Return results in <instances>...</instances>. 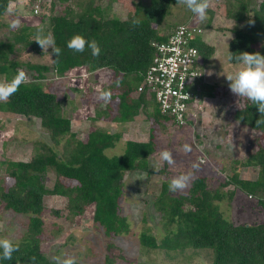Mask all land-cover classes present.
<instances>
[{"label": "trees", "instance_id": "1", "mask_svg": "<svg viewBox=\"0 0 264 264\" xmlns=\"http://www.w3.org/2000/svg\"><path fill=\"white\" fill-rule=\"evenodd\" d=\"M11 1L0 0V29L5 26L2 17L6 15ZM109 1L106 6H101L95 0H50L46 4L45 0H35L28 10L34 14V7L38 6V14L42 6L39 23H22L10 30L9 40L0 41V79L11 80L19 70H23L28 77L8 102H0V112L17 114L28 121L38 119L40 127L49 137L47 142L40 139L31 143L33 153L27 160H0V204L4 212L27 217L22 239L12 240L19 242V251L13 253L12 260L0 259V264H55L53 258L41 251V245L46 240L43 215L49 214L44 203L46 196L66 199L62 209L50 210L52 215L73 223L89 205H93V224L105 236L115 237L130 231V224L120 206L123 180L127 171H141L146 175L153 172L149 159L155 151L154 135L149 133L147 141L129 139L122 154L108 156L105 150L114 146L123 132L94 126L83 139L73 127L70 114L62 106L59 93L43 89L40 84V81L48 79L50 72H54L56 78L64 79L67 71L77 67H84L87 73L108 69L112 72L111 81L101 90H110L111 99L106 105L104 101L95 106V114L90 117L92 121L106 120L125 125L144 113L147 120L153 123L173 122L171 117L161 113L150 87L145 86L141 92L138 87L153 65L157 45L167 42L177 26L187 24H171L168 21L176 0H149L148 5L132 1L133 11L126 19L109 15L115 0ZM233 1L228 4L226 13L239 25L233 30L228 51L233 55L241 51L264 55V0ZM133 18L140 20L138 26L132 25ZM44 23L45 32L54 35L56 45L62 50L59 57L52 55L51 62L47 64L22 57V53L39 50L40 46L33 39L37 34V25ZM210 25L209 18L205 24L195 25V30L200 31L194 32L188 40V46L198 51L196 67L199 66L201 71V76L192 80L191 90L199 95L201 101L205 97L215 98L218 87L210 86L204 79V70L215 52V47L203 38V28H210ZM74 34L97 41L100 55L93 57L87 47L82 53L70 50L67 41ZM117 80L120 81L119 86L116 85ZM225 98L226 117L232 123L247 127L255 145L254 152H249L239 163L257 167V177L253 180L241 179L234 172L231 182L226 181L223 185L233 183L237 189L254 196L264 211V146L261 143L264 124H255L259 113L250 101L235 95ZM199 114L185 125L173 123L178 127L200 124L202 115ZM195 134L200 141L201 137L197 132ZM49 172L54 175L51 185L46 181ZM156 172L163 178L152 206L159 215L157 222L161 233L156 228L155 232L144 228L138 238L142 247L163 250L172 259L182 256L187 250H205L211 255L208 264H264V222L235 223L224 216L219 202L226 194L219 189L210 190L203 174L191 180L187 191L172 192L168 188L170 171L167 167H160ZM5 178L12 179L11 185H6ZM52 224L56 231L63 228L59 222ZM71 238V234L67 236V243ZM117 247L110 242L100 264H115L113 257L116 256L124 258L115 254ZM76 253L78 255L73 256L78 264H92L84 259V252ZM31 257L36 258L34 262ZM136 263L144 262L137 259Z\"/></svg>", "mask_w": 264, "mask_h": 264}, {"label": "rangeland", "instance_id": "2", "mask_svg": "<svg viewBox=\"0 0 264 264\" xmlns=\"http://www.w3.org/2000/svg\"><path fill=\"white\" fill-rule=\"evenodd\" d=\"M49 1L43 0L44 4ZM132 1L143 5L149 3V0H115L110 6L109 15L126 19L129 12L133 11ZM34 2L35 0H12L9 3L6 15L2 17L5 26L0 29V41L10 39V30L17 27L13 26L15 21H19V25L39 23L42 6L36 15L29 13L28 10ZM95 2L101 6L110 3L109 0H95ZM233 2V0H209L207 18L202 22L178 3L172 6L171 15L168 17L171 24L186 22L191 26L205 24L206 20L210 19L211 27L203 28V38L215 47V52L204 70V79L210 86L218 85V87L215 98H203L200 124L178 127L172 121L153 123L147 120L144 113L138 114L134 120L125 125L106 120L92 121L90 117L95 114V106L104 102L99 98V91L111 81L112 72L108 69L87 73L84 67H77L67 71L64 79L56 78L54 72H50L48 79L40 81L43 89L59 93L62 106L70 114L73 127L83 139L94 126L123 132L121 139L105 150L106 155L122 154L127 140L147 141L149 133L154 135L156 142L155 151L149 159V166L153 172L146 175L141 171H127L123 180L120 206L122 214L127 217L130 224L129 233L115 237H108L101 233L92 221L93 205H89L85 213L76 217L73 223L64 217L52 215L50 210L62 209L66 199L53 195L45 197L44 203L49 214L43 215L46 220L44 227L46 240L41 245V251L50 258L77 256L76 252L81 251L86 254L84 259L88 263L100 264L106 254L107 245L112 242L118 246L115 254H121L124 257L122 259L113 257L116 260L115 264H137V259L144 262L143 264H208L211 255L205 250H187L182 256L172 259L163 250H146L138 241L140 232L146 227L152 232H155L156 228V231L160 230L161 233L157 222L159 215L154 211L152 201L160 189L163 178V175L156 170L165 166L170 171V179L180 173L191 174L188 186L183 191H187L192 179L203 174L210 190L219 189L226 194L225 198L219 202L220 209L224 216L235 223L264 222V211L257 204L254 196L251 197L243 190L237 189L233 183L223 185L224 182L230 181L234 172H237L241 179L253 180L257 177V167L242 166L239 163L245 160L249 152L255 150L251 132L247 127L238 125L236 122L232 123L226 117L225 96L232 98L234 94L230 91L224 74L234 71L238 66L227 59L228 43L234 36V28L239 25V22L229 18L226 13L228 4ZM43 26L46 29V23ZM51 56V49L45 51L41 47L38 51L22 53V57L44 64L51 62ZM195 132L201 137L200 141H197ZM40 139L49 141L48 134L40 127L38 119L28 121L17 114L0 112V160L29 159L33 153L31 143ZM185 143L191 146L190 152L185 153L182 150ZM261 143L264 146V138L261 139ZM165 148L172 152L174 165L161 161L159 153ZM5 180L6 185H11V178H5ZM46 181L50 185L54 181V175L51 172L47 174ZM230 191L234 194L231 195ZM26 219L27 217L22 214L4 212L0 204V237L21 240ZM52 222L63 224V228L56 231V228L52 227ZM70 234L72 238L67 243L66 238Z\"/></svg>", "mask_w": 264, "mask_h": 264}, {"label": "clouds", "instance_id": "3", "mask_svg": "<svg viewBox=\"0 0 264 264\" xmlns=\"http://www.w3.org/2000/svg\"><path fill=\"white\" fill-rule=\"evenodd\" d=\"M176 3L186 7L198 21H204L207 18L209 9V0H176ZM133 26H138L140 20L133 18L131 21ZM19 21H15L13 26H18ZM42 50L51 49V55L59 57L61 48L56 45V40L51 32H45L43 25H37V34L33 39ZM67 47L74 52H84L85 48L91 50L93 57H98L101 48L97 41L86 40L80 34H74L68 41ZM227 59L235 62L238 66L234 71L224 74L230 91L238 98H245L256 106L259 117L256 119L257 126L264 124V55L259 52L241 51L234 53L228 51ZM27 74L23 70H19L11 80L5 79L0 81V102H8L20 88V85L27 81ZM116 85H120V81H116ZM110 90H100L99 98L105 101V105L111 99ZM182 150L187 153L191 151V146L187 143L183 145ZM160 159L168 165H174L173 154L168 149H163L159 153ZM193 167H197L193 165ZM190 173H180L173 176L168 184V188L172 192H177L187 188ZM19 251V242L14 243L9 238L0 237V259L12 260L13 253ZM33 262L35 257L30 258ZM55 264H78V260L74 256H65L64 258L54 257Z\"/></svg>", "mask_w": 264, "mask_h": 264}, {"label": "built area", "instance_id": "4", "mask_svg": "<svg viewBox=\"0 0 264 264\" xmlns=\"http://www.w3.org/2000/svg\"><path fill=\"white\" fill-rule=\"evenodd\" d=\"M34 7V14L38 12ZM200 29L180 24L169 35L167 42L157 45V54L153 65L146 74L145 81L138 87L141 92L150 87L161 113L167 114L177 125H185L203 112V101L191 90L192 80L201 76L200 67H196L198 51L188 46V40Z\"/></svg>", "mask_w": 264, "mask_h": 264}]
</instances>
